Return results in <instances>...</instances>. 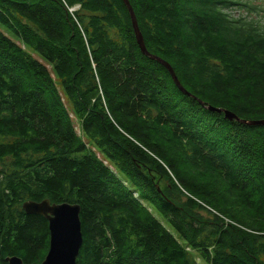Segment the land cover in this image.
<instances>
[{
  "label": "trees",
  "instance_id": "obj_1",
  "mask_svg": "<svg viewBox=\"0 0 264 264\" xmlns=\"http://www.w3.org/2000/svg\"><path fill=\"white\" fill-rule=\"evenodd\" d=\"M128 1L189 93L264 120L254 6ZM45 198L80 206L76 264H264V125L181 92L122 0H0V264L42 261Z\"/></svg>",
  "mask_w": 264,
  "mask_h": 264
},
{
  "label": "water",
  "instance_id": "obj_2",
  "mask_svg": "<svg viewBox=\"0 0 264 264\" xmlns=\"http://www.w3.org/2000/svg\"><path fill=\"white\" fill-rule=\"evenodd\" d=\"M126 5L131 19L132 28L135 34L136 42L140 51L158 61L168 70L176 87L188 96L195 98L207 110L217 113H223L227 120H236L248 125H264V120H245L240 119L233 112L211 105H205L201 100L189 93L180 83L175 75L171 65L162 58L147 51L141 31L138 27L136 16L128 0H122ZM22 208L27 214H36L43 216L48 222L49 247L40 262L31 264H76V258L82 244L81 222L79 218L80 206L77 203L59 202L51 203L45 198L40 201L26 200L22 203ZM5 260L9 264H22V260L17 256H7Z\"/></svg>",
  "mask_w": 264,
  "mask_h": 264
},
{
  "label": "rangeland",
  "instance_id": "obj_3",
  "mask_svg": "<svg viewBox=\"0 0 264 264\" xmlns=\"http://www.w3.org/2000/svg\"><path fill=\"white\" fill-rule=\"evenodd\" d=\"M237 1V0H235ZM240 5H234L230 7V10L228 11L234 18H237L238 16H244L249 11L247 10V7L245 5H241L242 2H247L251 6L255 7V10H253L250 13V16L255 20L259 21L261 24H264V0H240ZM77 6H74L72 9H75ZM185 198V197H183ZM205 214H207L205 212ZM224 221L226 222L228 219L223 217ZM189 250V249H188ZM194 254L193 252H191ZM195 256V254H194Z\"/></svg>",
  "mask_w": 264,
  "mask_h": 264
},
{
  "label": "flooded vegetation",
  "instance_id": "obj_4",
  "mask_svg": "<svg viewBox=\"0 0 264 264\" xmlns=\"http://www.w3.org/2000/svg\"><path fill=\"white\" fill-rule=\"evenodd\" d=\"M48 241H49V239H48ZM48 247H49V242H48Z\"/></svg>",
  "mask_w": 264,
  "mask_h": 264
},
{
  "label": "bare ground",
  "instance_id": "obj_5",
  "mask_svg": "<svg viewBox=\"0 0 264 264\" xmlns=\"http://www.w3.org/2000/svg\"><path fill=\"white\" fill-rule=\"evenodd\" d=\"M124 137V136H123ZM88 158V157H87ZM111 183V182H110ZM13 256V255H12ZM14 256H16V255H14Z\"/></svg>",
  "mask_w": 264,
  "mask_h": 264
}]
</instances>
